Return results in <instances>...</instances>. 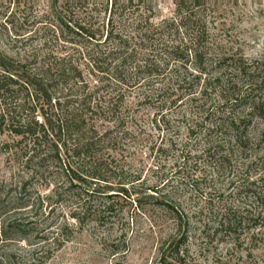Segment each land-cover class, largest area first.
<instances>
[{"label":"trees","instance_id":"obj_1","mask_svg":"<svg viewBox=\"0 0 264 264\" xmlns=\"http://www.w3.org/2000/svg\"><path fill=\"white\" fill-rule=\"evenodd\" d=\"M154 1L107 0L103 7L108 24L94 29L80 18L87 1L50 0L48 31L55 40L74 47L73 52L43 58L35 53L13 58L0 52V156L21 161L28 169L27 180L14 191L0 183V218L29 208L33 200L29 187L38 175L53 171L67 178L60 197L70 195L80 209L71 218L85 225L94 216L92 223L104 225L116 206L110 181L116 180L118 168L103 160L85 161L107 153L114 138L104 124L119 121L127 94L144 88V103L158 110L160 120L155 121L166 129H171L166 110L187 109L180 118L186 138L181 150L173 141L168 150L160 149L161 154H181L156 194L169 188L174 190L167 192L169 199L180 190L193 193L204 185L205 169L211 175L216 169L242 168L227 188L231 198L235 193L233 202L222 191L218 202L205 198L189 213L155 195L132 200L128 185L121 180L116 184L130 204L142 208L146 198L173 216L174 231L161 239L155 264H192L190 240L197 226L207 246L217 237L238 241L243 230L264 220V153L238 161L257 146L249 134L253 119L264 124V62L247 66L211 53L208 0H161L171 3L174 12L159 24L146 16ZM0 3L5 9L3 27L18 37L16 27L29 22L32 6L21 0ZM61 154L83 161V169H72ZM99 200L105 202L96 207ZM36 226L12 222L0 230V243L26 241Z\"/></svg>","mask_w":264,"mask_h":264},{"label":"rangeland","instance_id":"obj_2","mask_svg":"<svg viewBox=\"0 0 264 264\" xmlns=\"http://www.w3.org/2000/svg\"><path fill=\"white\" fill-rule=\"evenodd\" d=\"M21 1H26L33 9L29 22L17 25L15 32L18 37L3 27L1 15L5 9L0 6V52L13 58L33 53L41 58L48 54L59 57L67 52L72 53L74 47L55 40L48 31L50 0ZM84 1L88 2V9L80 14V18L89 20L94 29L107 26L109 15L104 13L103 7L107 0ZM109 1L111 4L112 0ZM151 6L153 10L146 13V16L153 17V24H159L173 16L174 6L169 2L156 0ZM207 16L212 54L229 57L238 64L247 66L264 62V0H208ZM144 93V88H138L127 94L125 105L119 112V121L103 126L112 132L113 145L103 157L97 156L85 161L103 160L113 168H118L114 175L116 180L110 181L111 185L114 184L111 195H117L113 199L116 206L108 214L105 224L98 226L92 223L94 216L87 219L85 225L73 220L71 214H78L80 209L70 195L60 197L67 188L61 186L67 178L62 173L58 175L53 171L50 174L45 172L42 177L38 175L32 187H29V192L33 194L29 208L15 210L0 218V230L12 222H35L37 225V231L26 241L17 238L0 243V264H155L161 256V239L174 231L173 216L154 208V201L151 203L146 198L143 199L142 208L130 204L116 186L120 180L128 185L132 200L155 195L161 200L179 204L187 213L194 210L192 206L201 205L205 198L218 202L222 198V191L226 192L225 199L228 202L234 201L235 193L231 198L227 188L233 176L242 173L241 167L231 170L216 169L211 173L212 177L209 169H205V183H201L204 185H200V189L193 193L184 194L180 190L171 194L173 199L166 197L170 195L167 192L172 191L170 188L165 192L160 189L159 193H155L165 178L175 171L173 165L181 154L177 151L161 154L160 149L168 150L169 142L173 141L177 144V149L181 150L186 138L180 118L187 109L186 106L165 109V114L168 115L165 121L171 120V129H166L162 123H156V119L160 120V114L152 105L144 103ZM263 132L264 124L254 118L249 134L257 146L239 157L240 163L263 155ZM193 144H189L187 148H192ZM60 157L72 169H83V161L73 159L70 155L61 154ZM27 173L28 169L22 166L21 161L7 155L0 156V183L12 186L14 191L20 182L27 180ZM104 186L105 184L101 185ZM15 196V192H12L11 197ZM189 199L191 202L188 203ZM103 202L105 200H99V204L95 206L98 207ZM200 229L201 227H196L190 240L192 264H264V220L255 228L243 230L238 241H226L217 237L207 246L203 243L205 241Z\"/></svg>","mask_w":264,"mask_h":264}]
</instances>
